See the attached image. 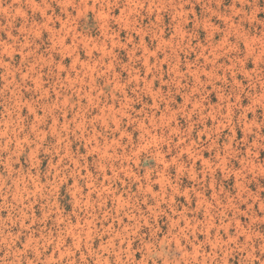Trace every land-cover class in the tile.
I'll return each instance as SVG.
<instances>
[{
	"label": "rangeland",
	"instance_id": "obj_1",
	"mask_svg": "<svg viewBox=\"0 0 264 264\" xmlns=\"http://www.w3.org/2000/svg\"><path fill=\"white\" fill-rule=\"evenodd\" d=\"M237 2L0 0V256L247 264L264 0Z\"/></svg>",
	"mask_w": 264,
	"mask_h": 264
},
{
	"label": "clouds",
	"instance_id": "obj_2",
	"mask_svg": "<svg viewBox=\"0 0 264 264\" xmlns=\"http://www.w3.org/2000/svg\"><path fill=\"white\" fill-rule=\"evenodd\" d=\"M248 4L247 0H238L237 2V9L243 7L245 9V5ZM24 227H29L28 225H23ZM22 236H18L17 240H14L13 243L18 244L19 240H22ZM27 248V246H26ZM215 259V256L213 257ZM10 257L5 258V256H0V264H9ZM31 264V261L29 262ZM247 264H264V243H261L259 247H252L250 246L249 251H248V260Z\"/></svg>",
	"mask_w": 264,
	"mask_h": 264
},
{
	"label": "bare ground",
	"instance_id": "obj_3",
	"mask_svg": "<svg viewBox=\"0 0 264 264\" xmlns=\"http://www.w3.org/2000/svg\"><path fill=\"white\" fill-rule=\"evenodd\" d=\"M149 132V131H148ZM163 162V161H162ZM251 162V161H250ZM167 178V177H166ZM188 219V218H187ZM83 229V228H82ZM226 250V249H225Z\"/></svg>",
	"mask_w": 264,
	"mask_h": 264
}]
</instances>
